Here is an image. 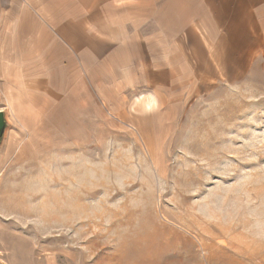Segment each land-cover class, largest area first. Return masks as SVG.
Instances as JSON below:
<instances>
[{
	"label": "rangeland",
	"instance_id": "374dc122",
	"mask_svg": "<svg viewBox=\"0 0 264 264\" xmlns=\"http://www.w3.org/2000/svg\"><path fill=\"white\" fill-rule=\"evenodd\" d=\"M255 64L183 71L164 92L153 73L117 110L81 95L77 118L19 116L0 86V264H264Z\"/></svg>",
	"mask_w": 264,
	"mask_h": 264
},
{
	"label": "crops",
	"instance_id": "0c3cea01",
	"mask_svg": "<svg viewBox=\"0 0 264 264\" xmlns=\"http://www.w3.org/2000/svg\"><path fill=\"white\" fill-rule=\"evenodd\" d=\"M263 58L264 0H0V86L19 116L80 117L81 95L117 110L153 73L164 92L188 70Z\"/></svg>",
	"mask_w": 264,
	"mask_h": 264
},
{
	"label": "water",
	"instance_id": "95a60500",
	"mask_svg": "<svg viewBox=\"0 0 264 264\" xmlns=\"http://www.w3.org/2000/svg\"><path fill=\"white\" fill-rule=\"evenodd\" d=\"M7 129V119L4 111L0 110V144L3 141Z\"/></svg>",
	"mask_w": 264,
	"mask_h": 264
}]
</instances>
